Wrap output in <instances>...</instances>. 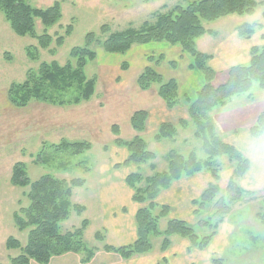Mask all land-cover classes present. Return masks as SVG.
I'll return each instance as SVG.
<instances>
[{"label":"trees","instance_id":"obj_1","mask_svg":"<svg viewBox=\"0 0 264 264\" xmlns=\"http://www.w3.org/2000/svg\"><path fill=\"white\" fill-rule=\"evenodd\" d=\"M31 0H0V12L12 31L18 36H29L36 40V45H29L25 52L29 59L39 60V49H48L53 41L47 27L55 25L62 16L59 1L53 2L45 8H35ZM258 6H264V0H188L186 4L175 5L167 12L155 11L153 22L145 21L138 28L128 27L121 31H112L109 25L100 26L97 33L89 32L85 35L84 44L74 46L70 50L68 61L60 65L57 61L41 62L36 68H29L20 82H11L6 90L9 103L16 108L26 107L31 102H41L54 106L77 105L88 101L95 95L96 77L88 78L84 68L88 61L96 58L94 47H100L110 54H123L133 45H142L151 42H164L178 46L187 54L192 63L191 68L198 70L203 77V85L195 93L194 99H183L188 103V120L180 119L179 126H186L187 122L194 125V137L202 143L205 153L203 158L194 152L187 155L170 150L166 155V169L155 171L151 175L143 176L137 171L126 176L127 185L133 190L132 200L136 203H148L137 210L135 220L137 237L135 241L123 246L104 244L105 251H113L122 259H130L136 255L147 254L152 250L151 238L162 236L161 251L170 245V236L177 235L186 238L193 247L204 249L216 233L218 226L230 213L232 206L245 195L252 192L244 191L237 184L249 168V161L232 145L221 140L210 116L216 106H223L236 95L249 92L253 83L264 89V46L253 47L250 52V61L246 65H235L228 69L227 80L219 86H213L215 72L208 66V55L198 51L196 39L212 31L204 27V23L216 21L228 15H252ZM264 16V10L262 12ZM36 20L46 27L41 33L35 30ZM72 25H67L65 35H58L56 45L64 42L69 35ZM242 37H249L254 26L249 23L240 24L236 28ZM54 54L56 49H50ZM151 58V57H150ZM149 58V59H150ZM122 68L127 69L123 63ZM136 84L141 90H147L157 84V94L166 107L173 108L180 103L178 84L174 79L164 78L150 67H144L136 78ZM147 111L139 109L130 116V126L136 132L145 129ZM176 125L170 122H161L153 135L156 141L173 139L176 135ZM116 136L115 146L125 147L128 157L124 165L137 167L148 163L154 167L155 154L147 148L146 141L139 135L130 140L120 137L118 127H112ZM250 135L254 138L264 136V110L256 117L250 127ZM91 147L88 141L69 142L62 139L58 143H44L34 155V163L48 164L53 155L66 152L69 155L81 154ZM226 157L233 172L228 180L227 194L217 199L220 188L218 184H209L194 201V214L198 218L199 230L180 219L169 218L164 230L158 228L161 219L169 214L166 205L154 203L156 196L168 188L172 182L183 176H190L200 171L209 172L215 181L218 180L223 163L221 158ZM60 166V165H59ZM66 167L67 164L64 163ZM64 167V168H65ZM25 163L17 161L11 168L9 183L13 186L27 188L23 192L26 203L22 204L13 213V224L18 231H27L25 243L9 236L6 239L7 250L18 249L20 252L4 264H30L31 260L39 264H48L53 256L65 253H83L82 262H88L93 250L87 249L83 242V230L88 222L82 220L80 227L72 231L62 232L60 223L69 218L71 212L81 214L84 206L71 202L72 190L81 186L84 179L72 178L68 181L59 179L54 174L45 173L37 180L31 181L26 172ZM259 205L256 218L264 224V197ZM95 237L104 241V236L97 232ZM223 264L224 259L213 261ZM2 264V263H0Z\"/></svg>","mask_w":264,"mask_h":264},{"label":"rangeland","instance_id":"obj_2","mask_svg":"<svg viewBox=\"0 0 264 264\" xmlns=\"http://www.w3.org/2000/svg\"><path fill=\"white\" fill-rule=\"evenodd\" d=\"M55 1H59L61 5L62 16L59 21L47 29L39 20L35 23L37 33L46 29L53 37L48 49H39V60L36 61L29 59L25 52L27 46L36 45V40L29 36L16 35L0 12V263H7L11 257L20 252L18 249H6L5 242L9 236L17 238L21 243L26 241L27 231H18L13 224L12 217L14 211L26 203L27 200L22 194L27 188L13 186L9 183L13 164L22 161L25 163L26 172L31 181L50 172L66 181L72 178L84 179L81 186L73 188L76 193L70 198L71 202L84 206V211L79 215L71 212L69 218L60 223V230L62 232L72 231L80 227L82 220L86 219L88 224L83 230V242L87 249L91 248L94 251L93 255L88 262H82L83 253H65L53 256L48 264H111L116 262L119 255L113 251H105L103 248L106 239L105 231L101 227V215L96 195L97 181L101 165L102 168L112 165L108 151L109 148L114 147L113 140L116 137L112 133V127H119L118 123L121 125L124 122L123 119L130 121L131 114L141 108L136 91L144 90L138 87L136 78L143 67H136V61H134L132 64L127 63L129 68L124 69L121 64L125 61L123 57H118L121 54L111 56L110 53L105 54L100 47H94L97 56L94 60L88 61L84 68V73L88 78L96 77L95 95L88 101L67 106L31 102L26 107L16 108L9 103L6 90L11 82H20L29 68H36L41 62L57 61L60 65L68 61L74 62L69 54L71 48L83 45L85 35L89 32L97 33L103 24L109 25L112 31H121L128 27L138 28L145 21L152 23L155 11L167 12L177 4L184 6L188 0H31L30 4L35 8H45ZM219 21L204 24L220 33L227 31L230 23L220 24L222 22ZM67 25H72L71 32L65 36L64 42L57 46L55 39L58 35H65ZM50 49H56V52L52 54L49 52ZM142 61L139 62L140 66H143ZM149 62L151 64L148 67L153 69L155 63L152 60ZM170 64L173 66L176 62L172 61ZM155 71L164 80H168L161 72ZM124 74L126 76L123 79ZM253 84L257 86L252 89L260 88L257 83ZM154 85L158 88L157 84ZM155 86L152 88V93L158 96ZM111 119H113L112 122ZM186 120L189 121L188 110ZM95 125L99 127L97 131H93L94 128H92ZM194 129V125L191 124L189 134L194 133ZM121 132V137L125 140L129 138L126 131ZM139 136H144L142 138L149 143L147 148L157 157L156 170L159 172L166 169L165 157L170 150L183 155L194 152L199 158L205 156L202 143L194 137V134V139L190 135L187 142L180 141L178 136L174 139H164L157 144L152 142L149 133L143 131V134ZM62 139L69 142L88 141L91 147L77 155L58 152L52 156L49 165L34 163V155L44 143H58ZM153 141L156 140L153 139ZM64 163L67 164L66 167ZM147 164L149 162L145 163L144 168ZM220 191L217 199L227 194L226 188ZM263 195L264 192L244 195L243 205L248 203L250 206L244 207L246 210L234 211L230 218L231 222L239 220L240 223L239 226L236 223L237 229L231 237L232 246L228 251L232 257L230 262L225 261V264H264L262 244L264 243V224L254 216V212L257 208L259 209ZM233 208L234 205L231 210ZM250 212L252 214L247 217V213ZM166 225L167 223L161 219L158 228L163 230ZM196 225L198 226V218L192 227L196 233L202 234L200 227ZM97 232L104 236V241L96 239ZM151 239L154 249L159 245L161 238L153 236ZM253 251L257 254L253 255ZM238 255L243 256L239 258ZM30 264L39 263L31 260Z\"/></svg>","mask_w":264,"mask_h":264},{"label":"crops","instance_id":"obj_3","mask_svg":"<svg viewBox=\"0 0 264 264\" xmlns=\"http://www.w3.org/2000/svg\"><path fill=\"white\" fill-rule=\"evenodd\" d=\"M255 1L259 2L262 0ZM263 10L264 6H258L252 15H228L218 19L220 20L219 22H222L220 24L230 23L227 31L222 33L204 24V27L212 31V33H206L197 38L196 48L209 57L207 64L215 72L212 81L213 86L216 87L226 82L227 72L230 67L246 65L250 61V52L253 47L264 46ZM216 21L213 22L215 23ZM243 23H249L254 26V31L249 37H242L236 31V28ZM104 53L106 54V52ZM154 56L155 58L153 59ZM118 57H123L122 59L126 65L129 62L132 64V62L136 61L135 66L143 68L151 64L149 60H152L155 63L154 70L161 72L166 79L176 80L178 84L180 103L173 108L166 107L163 100L152 93V88L155 85L142 92L136 89L139 97L138 104L148 113L144 133H149L152 142L157 144L164 140L153 141V135L161 122H170L176 125L177 132L174 138L179 136L180 141L184 140V142H187L191 135L194 139V133L191 132L189 134L190 122H187L184 127L178 125L180 119H187L188 103L183 97L193 100L195 93L204 83L201 73L190 67L191 58L187 54L184 55L180 47L164 42L133 45L128 51ZM141 60L144 62L143 66L139 65ZM172 61L176 62L173 66L170 64ZM125 74L123 79L126 76ZM254 86L257 85L252 84L246 94L233 96L225 105L214 107L210 114L221 140L232 145L248 159L249 168L242 177L237 179V184L244 191L252 192V195L264 192V136L254 138L250 135V127L257 115L264 110V89H252ZM154 88L156 90L157 87L155 86ZM140 99L141 101H139ZM123 120L122 126L115 122L119 125L120 138L125 140V138L121 137L122 130L128 134L129 138L126 140L143 134V131L137 133L131 128L129 119ZM112 121L113 119H111ZM92 128H94L93 131H97L99 127L95 125ZM184 142L182 141L183 144ZM147 144L149 147L148 142ZM113 146L111 147L112 149H108L112 165H107L104 168L101 165V171L99 170L96 195L101 215V227L105 231L106 243L110 246L118 247L135 241L137 237L136 212L139 208L148 205L147 202L136 203L132 200L133 190L127 185L126 176L137 171L148 176L158 170H156V156L153 168L149 164H147L146 168H144L145 164L139 167L124 165L123 163L128 157L127 149L121 146ZM220 160L223 166L217 181L213 179L209 172L200 171L190 176H183L172 182L168 188L162 190L156 196L154 199L155 204L168 207L169 214L162 219L165 223H167L169 218H173L183 220L192 226L197 220L194 214V201L200 197L203 190L209 184L215 182L221 190L226 188V183L232 175L233 168L226 157ZM226 177L228 178L226 179ZM225 181L226 183H224ZM74 193H76L75 189L72 190V195ZM244 204L246 205H243L242 199L234 204V208L218 226L209 244L202 250L193 247L186 238L172 235L169 238V247L165 251H161L162 236H158L161 238L159 245L154 249L152 247L149 253L136 255L126 260L118 256L119 258L116 262L111 264H215L213 261L217 259H224L223 264H225V261L230 262L232 256L228 250L232 246L231 237L237 229L236 223H238V226L240 223L239 220L231 222L230 218L233 216L234 211L246 210L244 207L248 208L250 206L248 203ZM257 211L258 208L254 212V216H256ZM249 214L252 213H247V217ZM248 229L252 230L251 228ZM262 244L264 246V243ZM252 254L256 255L257 253L253 251ZM243 255H238V257L240 258Z\"/></svg>","mask_w":264,"mask_h":264}]
</instances>
